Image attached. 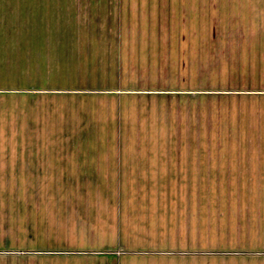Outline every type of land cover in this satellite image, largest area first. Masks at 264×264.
I'll return each instance as SVG.
<instances>
[{
  "label": "rangeland",
  "instance_id": "374dc122",
  "mask_svg": "<svg viewBox=\"0 0 264 264\" xmlns=\"http://www.w3.org/2000/svg\"><path fill=\"white\" fill-rule=\"evenodd\" d=\"M1 1L23 11L24 2L39 0ZM45 1L49 11L65 0ZM199 24L213 28L210 20H0V264H217L260 257L264 180L217 184L213 172L207 179L29 174L38 166L53 171L91 160L152 167L172 150L181 155L179 167L203 160L202 151L213 164L215 140L237 141L240 155L264 156V147L244 148L264 143V100L220 83L212 36L200 37ZM37 140L107 146L74 155L64 144L27 142ZM199 142L207 147L190 144Z\"/></svg>",
  "mask_w": 264,
  "mask_h": 264
},
{
  "label": "crops",
  "instance_id": "0c3cea01",
  "mask_svg": "<svg viewBox=\"0 0 264 264\" xmlns=\"http://www.w3.org/2000/svg\"><path fill=\"white\" fill-rule=\"evenodd\" d=\"M22 6L23 11H16L14 3L0 0V20L17 17L26 21L80 19L213 21L211 30L203 29L199 24L198 34L200 37L203 35L212 36L215 77L220 80V83L228 85L227 87L231 90L239 89L242 94L248 95L249 99L264 100V86L252 89L237 86L242 83L264 85V0H65L53 7L50 5L49 11L45 0L24 2ZM119 35L121 34L119 33ZM222 94L224 93L222 92ZM27 142L35 147L37 145L42 147L50 143H54L56 145L54 147H61L59 144H64L62 147L70 148L74 155L78 154V149L83 147L104 148L107 146L91 145L96 143L86 140ZM253 143L256 145H248L244 148L259 149L264 147L262 141ZM190 144L192 147L200 149L207 147L202 142L197 143L199 145ZM166 146L179 147L176 145V141H168ZM214 146L216 151L213 164L208 162L207 152L202 151L198 155L201 156L203 153V160L198 157V161H189L186 167L185 163L184 166L179 167L176 158L178 160L181 155H178L179 153L175 155L172 150L170 153L169 151L166 152L167 154L162 161H159V155L155 154V159L158 161L152 167L143 163L139 167L124 163L122 165L118 162L112 164L109 161L91 160L87 166L80 163L75 166L76 168L71 167L72 164L70 165V163H63L62 167L59 168L57 165L53 171L38 166L33 172L29 171V174H31V178L39 179H108L111 178V174L123 178L126 176H120V174L160 172V174H166L168 178L171 177L170 179L187 177L196 179L197 176L199 179H207V174L213 172V179L217 181V184L224 180H264V156H260V151L253 150L252 153L245 152L244 155H240L235 148L241 146L234 140H215ZM105 155V152H101V156L105 157ZM87 167L90 168L87 169ZM48 173H53L55 177L52 178L51 175L47 177ZM259 249H263V247ZM98 255L115 256L111 254ZM259 256L252 257L248 261L231 260L225 263L221 261L217 264H264V251Z\"/></svg>",
  "mask_w": 264,
  "mask_h": 264
}]
</instances>
